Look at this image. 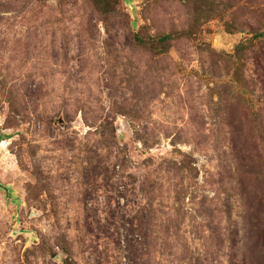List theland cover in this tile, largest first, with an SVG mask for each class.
Masks as SVG:
<instances>
[{"label": "rangeland", "instance_id": "1", "mask_svg": "<svg viewBox=\"0 0 264 264\" xmlns=\"http://www.w3.org/2000/svg\"><path fill=\"white\" fill-rule=\"evenodd\" d=\"M264 0H0V264H264Z\"/></svg>", "mask_w": 264, "mask_h": 264}, {"label": "water", "instance_id": "2", "mask_svg": "<svg viewBox=\"0 0 264 264\" xmlns=\"http://www.w3.org/2000/svg\"><path fill=\"white\" fill-rule=\"evenodd\" d=\"M0 188H3V190L7 191V188H4L3 186H1V184H0Z\"/></svg>", "mask_w": 264, "mask_h": 264}, {"label": "trees", "instance_id": "3", "mask_svg": "<svg viewBox=\"0 0 264 264\" xmlns=\"http://www.w3.org/2000/svg\"><path fill=\"white\" fill-rule=\"evenodd\" d=\"M263 34H264V32H263Z\"/></svg>", "mask_w": 264, "mask_h": 264}]
</instances>
